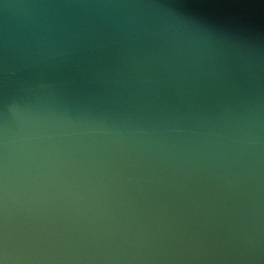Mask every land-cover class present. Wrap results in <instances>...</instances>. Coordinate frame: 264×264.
Segmentation results:
<instances>
[{"label":"water","instance_id":"1","mask_svg":"<svg viewBox=\"0 0 264 264\" xmlns=\"http://www.w3.org/2000/svg\"><path fill=\"white\" fill-rule=\"evenodd\" d=\"M0 264H264V0H0Z\"/></svg>","mask_w":264,"mask_h":264}]
</instances>
